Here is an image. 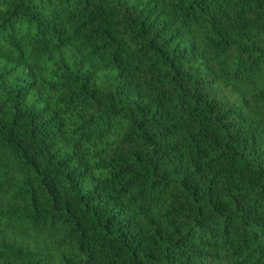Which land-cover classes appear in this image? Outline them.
<instances>
[{
	"label": "trees",
	"instance_id": "1",
	"mask_svg": "<svg viewBox=\"0 0 264 264\" xmlns=\"http://www.w3.org/2000/svg\"><path fill=\"white\" fill-rule=\"evenodd\" d=\"M0 264H264V0H0Z\"/></svg>",
	"mask_w": 264,
	"mask_h": 264
}]
</instances>
